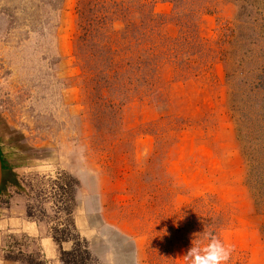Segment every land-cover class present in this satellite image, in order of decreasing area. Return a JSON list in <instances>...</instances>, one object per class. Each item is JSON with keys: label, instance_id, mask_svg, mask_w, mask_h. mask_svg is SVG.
<instances>
[{"label": "rangeland", "instance_id": "374dc122", "mask_svg": "<svg viewBox=\"0 0 264 264\" xmlns=\"http://www.w3.org/2000/svg\"><path fill=\"white\" fill-rule=\"evenodd\" d=\"M0 156L60 264H264V0H0Z\"/></svg>", "mask_w": 264, "mask_h": 264}, {"label": "crops", "instance_id": "0c3cea01", "mask_svg": "<svg viewBox=\"0 0 264 264\" xmlns=\"http://www.w3.org/2000/svg\"><path fill=\"white\" fill-rule=\"evenodd\" d=\"M21 214L13 206L3 207L0 204V264H17L15 260H8L4 253L13 247L9 240L17 239L18 236L35 241H32V249L39 253V259L42 260L40 264H60L57 245L53 239L40 228L39 224ZM69 246V243H64L63 248Z\"/></svg>", "mask_w": 264, "mask_h": 264}, {"label": "clouds", "instance_id": "9594fccd", "mask_svg": "<svg viewBox=\"0 0 264 264\" xmlns=\"http://www.w3.org/2000/svg\"><path fill=\"white\" fill-rule=\"evenodd\" d=\"M206 240L203 245L198 244L189 249L185 256L188 264H227L233 251L232 246L211 234Z\"/></svg>", "mask_w": 264, "mask_h": 264}, {"label": "water", "instance_id": "95a60500", "mask_svg": "<svg viewBox=\"0 0 264 264\" xmlns=\"http://www.w3.org/2000/svg\"><path fill=\"white\" fill-rule=\"evenodd\" d=\"M2 181V162H1V158H0V184Z\"/></svg>", "mask_w": 264, "mask_h": 264}, {"label": "trees", "instance_id": "16d2710c", "mask_svg": "<svg viewBox=\"0 0 264 264\" xmlns=\"http://www.w3.org/2000/svg\"><path fill=\"white\" fill-rule=\"evenodd\" d=\"M0 158H1V156H0ZM1 162H2V168H4V164H3V160H2V158H1Z\"/></svg>", "mask_w": 264, "mask_h": 264}]
</instances>
